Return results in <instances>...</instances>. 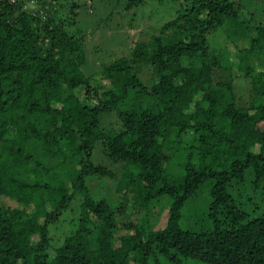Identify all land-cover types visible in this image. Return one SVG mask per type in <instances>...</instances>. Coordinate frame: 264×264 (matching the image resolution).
Here are the masks:
<instances>
[{"label": "trees", "instance_id": "obj_1", "mask_svg": "<svg viewBox=\"0 0 264 264\" xmlns=\"http://www.w3.org/2000/svg\"><path fill=\"white\" fill-rule=\"evenodd\" d=\"M25 1L0 0V264H264V210L247 219L227 189L247 169L254 188L264 176V22L241 17L238 0H173L174 16L93 80L80 68V36L49 12L24 10ZM218 29L225 43L215 55L207 36ZM143 65L153 75L145 81ZM221 69L247 80L248 106L236 105L231 80L216 76ZM111 110L120 127L104 132L99 115ZM97 142L120 167L114 207L86 185L87 176H114L90 161ZM180 144L190 151L182 148L174 176L166 164ZM207 179L212 227L182 229L180 210ZM162 195L170 198L163 227L120 221L124 231L112 238L115 216ZM76 196L77 218L54 246L48 226Z\"/></svg>", "mask_w": 264, "mask_h": 264}, {"label": "rangeland", "instance_id": "obj_2", "mask_svg": "<svg viewBox=\"0 0 264 264\" xmlns=\"http://www.w3.org/2000/svg\"><path fill=\"white\" fill-rule=\"evenodd\" d=\"M125 2L126 0H54L52 2L44 0L40 4L35 0H27L23 4V9L29 12L43 13V15L44 12H49L53 17L63 21L64 29L69 34L80 36L84 53V61L80 68L85 75H91L94 77L93 80H97L98 72L104 65L120 56L128 58L133 44L140 40L146 41L151 35L156 34L160 26L174 16L176 8L173 0H143L141 4L133 5L128 9L125 8ZM238 2L241 17L249 19L254 24L264 22V0H238ZM72 3L76 4L74 15L69 9ZM207 41L211 52L219 55L225 43L223 33L219 29L215 30L207 36ZM225 45L228 56L234 60L236 48L229 41ZM255 69H259L257 62H255ZM96 73L98 75H95ZM139 75L144 81L150 76L153 77L148 65L140 66ZM216 76L221 80H231L236 105L248 106L247 80L243 78L241 73L221 69ZM76 94L82 96L83 88H78ZM82 99L85 100V97ZM115 118L114 110L101 113L99 115V127L104 132L110 129L117 130L120 126ZM180 145L181 148H178L175 153H171L172 155L166 164V170L174 176L180 175L182 172L181 165L185 159L182 148H186L189 144ZM185 150L187 151V148ZM91 153L90 161L93 164L101 163L111 168L114 171V176L103 175L100 178L93 175L87 176L88 190L94 198H101L102 196L110 201V205L114 207L117 204V198L113 187L116 182L115 178L119 173V164H109L108 160L104 159L98 142L94 145ZM194 156L193 153V161ZM251 179V170L247 169L244 171L242 181H231L227 187L239 208L247 213V219L259 215L264 210V176L256 188L252 186ZM211 184V179L205 180L198 186L195 193L184 202L179 218V226L182 229L199 231L212 227L206 215L210 201ZM7 202L12 203L11 200H7ZM169 202L170 198L162 195L151 200L147 209L134 208V205H130L123 214L114 217L117 227L120 221H132L143 231L159 229L165 224ZM78 203L79 199L76 196L58 218L49 224L48 231L54 246L59 245L64 235L72 229V224L78 215ZM123 231L122 227H118L112 238ZM159 261L161 264H173L163 257H159ZM181 264L204 263L197 259L183 258Z\"/></svg>", "mask_w": 264, "mask_h": 264}]
</instances>
